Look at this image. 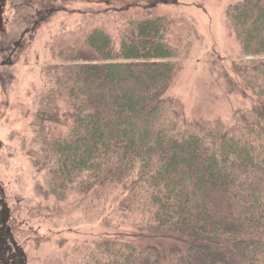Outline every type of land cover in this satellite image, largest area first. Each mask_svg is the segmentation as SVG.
<instances>
[{
  "label": "trees",
  "instance_id": "trees-1",
  "mask_svg": "<svg viewBox=\"0 0 264 264\" xmlns=\"http://www.w3.org/2000/svg\"><path fill=\"white\" fill-rule=\"evenodd\" d=\"M225 16L241 49L235 66L262 101L229 126L186 116L167 95L187 24L121 8L53 36L65 110L45 120L68 128L32 152L33 166L49 170L54 192L91 195L84 220L112 225L115 213L113 225L136 230L75 244L72 264H264V0H239ZM74 33L91 61L70 54Z\"/></svg>",
  "mask_w": 264,
  "mask_h": 264
},
{
  "label": "rangeland",
  "instance_id": "rangeland-1",
  "mask_svg": "<svg viewBox=\"0 0 264 264\" xmlns=\"http://www.w3.org/2000/svg\"><path fill=\"white\" fill-rule=\"evenodd\" d=\"M238 1L0 0V249L20 253L11 263L1 250L0 264H72L75 244L115 231L132 238L136 231L131 225H113L118 222L115 213L112 225L84 220L91 195L75 190L56 193L49 170L33 166L32 152H45L46 140L68 128L45 120L49 112L65 110L54 86L53 66L59 59L52 55L53 36L75 30L82 17L121 8L150 10L187 24L180 57L183 68L167 95L182 103L186 116L220 117L229 126L237 109L262 102L235 66L241 49L225 10ZM67 36L73 38L70 54L91 61L94 50L84 37ZM12 43L21 47L13 49ZM20 49L23 53L17 54ZM120 191L110 198L108 209L121 198ZM5 231L10 234L4 235Z\"/></svg>",
  "mask_w": 264,
  "mask_h": 264
},
{
  "label": "flooded vegetation",
  "instance_id": "flooded-vegetation-1",
  "mask_svg": "<svg viewBox=\"0 0 264 264\" xmlns=\"http://www.w3.org/2000/svg\"><path fill=\"white\" fill-rule=\"evenodd\" d=\"M0 22H1V19H0ZM19 47H21V45H19L18 43H12V45H11V48H13V49H17V48H19ZM3 48H5L4 46H2L1 47V49H3ZM23 51H24V49H20L18 52H17V54H21V53H23ZM4 235L6 234L7 236L10 234V232H8V233H6V231L3 233ZM3 251V253H7L6 252V249H0V251ZM17 251H15V252H9V253H7V258H11V263H15L16 261H18V259L16 258V256L17 255H20V253H19V251H18V249H16ZM2 256V255H1ZM13 258V259H12ZM3 260H4V258H3Z\"/></svg>",
  "mask_w": 264,
  "mask_h": 264
}]
</instances>
